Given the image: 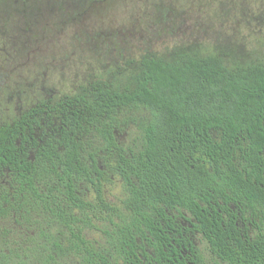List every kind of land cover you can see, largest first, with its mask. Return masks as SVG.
I'll use <instances>...</instances> for the list:
<instances>
[{
  "label": "trees",
  "instance_id": "1",
  "mask_svg": "<svg viewBox=\"0 0 264 264\" xmlns=\"http://www.w3.org/2000/svg\"><path fill=\"white\" fill-rule=\"evenodd\" d=\"M0 264H264V58L146 51L0 122Z\"/></svg>",
  "mask_w": 264,
  "mask_h": 264
},
{
  "label": "rangeland",
  "instance_id": "2",
  "mask_svg": "<svg viewBox=\"0 0 264 264\" xmlns=\"http://www.w3.org/2000/svg\"><path fill=\"white\" fill-rule=\"evenodd\" d=\"M180 45L264 58V0H0V122Z\"/></svg>",
  "mask_w": 264,
  "mask_h": 264
},
{
  "label": "flooded vegetation",
  "instance_id": "3",
  "mask_svg": "<svg viewBox=\"0 0 264 264\" xmlns=\"http://www.w3.org/2000/svg\"><path fill=\"white\" fill-rule=\"evenodd\" d=\"M9 169H10V166L9 165H6V167L4 166V171H6V176L8 177L9 176ZM5 184L9 187V182L7 180V182L5 181ZM8 192V197H9V188L7 190ZM7 208H8V205H7ZM9 211L6 212V216H9ZM24 236L22 237V243L20 244V249L22 250V252H24L25 250V243H24Z\"/></svg>",
  "mask_w": 264,
  "mask_h": 264
}]
</instances>
